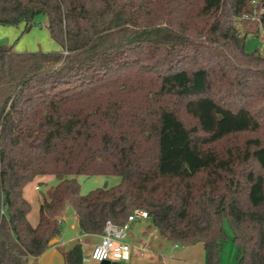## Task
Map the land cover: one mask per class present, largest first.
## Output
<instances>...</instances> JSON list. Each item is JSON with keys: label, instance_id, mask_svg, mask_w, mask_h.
Listing matches in <instances>:
<instances>
[{"label": "trees", "instance_id": "1", "mask_svg": "<svg viewBox=\"0 0 264 264\" xmlns=\"http://www.w3.org/2000/svg\"><path fill=\"white\" fill-rule=\"evenodd\" d=\"M254 10L264 0H0V25L27 32L45 17L59 47L0 46V264L58 242L67 207L86 235L143 210L164 240L201 245L205 264H220L227 222L237 264H264V57L245 50ZM49 175L33 226L24 189ZM76 176L120 182L82 195ZM62 257L83 264L81 245Z\"/></svg>", "mask_w": 264, "mask_h": 264}, {"label": "crops", "instance_id": "2", "mask_svg": "<svg viewBox=\"0 0 264 264\" xmlns=\"http://www.w3.org/2000/svg\"><path fill=\"white\" fill-rule=\"evenodd\" d=\"M19 27L23 28L24 25L21 24ZM10 31H12L13 33L12 29ZM1 33L3 34V37H9L8 34H10L9 29H7V32L2 31ZM9 40L11 42V39ZM2 42H6L5 44H7V46L9 44L8 40ZM0 46L5 45L4 43H0ZM25 50V52L37 51V49H35L33 45H29V47H27ZM56 50L58 51L59 49ZM37 184L40 183L37 182ZM26 187L24 189V197L26 196ZM50 196L51 195H49V197ZM44 197L47 199L49 198L47 197V195H44ZM40 200L41 197H39L38 199L39 203ZM31 212L32 207L28 215V220L31 225L35 226L38 222V217L34 218V220L31 221ZM73 219L75 221V224L71 225V229H73L74 231L77 230L80 233L77 225V217L75 214L73 216ZM65 220L66 217L64 213V224ZM63 226L61 236L58 239L57 244L48 248L43 254L38 257H30L28 259V264H64L62 253L70 250L76 244L81 245L83 258H87L88 253L91 252L93 247L100 241V235H86L81 233L75 238L69 239L66 237V229ZM125 243L129 245L130 250L128 256L121 262V264H205V253L201 245L181 247L164 240L163 238H161L158 231L154 228L150 219L133 223L127 232ZM221 263L222 260L220 259V264ZM83 264H91V262Z\"/></svg>", "mask_w": 264, "mask_h": 264}, {"label": "rangeland", "instance_id": "3", "mask_svg": "<svg viewBox=\"0 0 264 264\" xmlns=\"http://www.w3.org/2000/svg\"><path fill=\"white\" fill-rule=\"evenodd\" d=\"M37 25H34L29 31L23 32V28L17 27H7L0 25V43L2 41H9L7 47H12V50L16 53H23L25 52L26 48L29 45H33L37 51H45V52H56V49H59L58 45L53 42L47 33L46 25V18L40 16L37 20ZM9 29L8 36L3 37L2 31H6ZM13 30L12 31L10 30ZM19 29V30H18ZM11 37V38H10ZM11 39V42L10 40ZM24 49V50H21ZM21 50V51H20ZM245 50L248 53H258L260 56L264 57V39L261 36H255L254 34H247L245 38ZM18 51V52H17ZM241 141V137L237 139V141ZM231 144L234 143V140L230 142ZM75 179L80 185V192L82 195H86L89 192L103 188L104 184L107 183V187H113L120 182V179L116 176H109V177H101V176H76ZM39 182L40 184H37ZM57 182L55 178L51 175L49 176H42L41 178L35 179L32 183L28 184L26 187V199L30 203L32 207V212L30 214L31 221L34 218L38 217V199L39 197L46 196L49 197L51 195L54 187L56 186ZM74 211L71 207L66 208L65 212V224L62 226L66 229V237L69 239H73L78 236L80 233L77 230L71 229V225L75 224L73 219ZM224 230L229 237V239L223 244L221 249V264H237L236 262V254L237 249L233 244L231 230L227 224L224 222ZM200 246V245H199ZM91 255V252L88 253L87 257ZM91 264H102V263H95L91 261ZM139 264V263H138Z\"/></svg>", "mask_w": 264, "mask_h": 264}, {"label": "built area", "instance_id": "4", "mask_svg": "<svg viewBox=\"0 0 264 264\" xmlns=\"http://www.w3.org/2000/svg\"><path fill=\"white\" fill-rule=\"evenodd\" d=\"M257 5L258 2H253L254 8H256ZM263 11L264 10L257 12V10H254L252 14L246 15L244 18L258 23L259 30L257 34L264 39V25L261 24L259 17ZM64 54L66 53L64 52ZM147 219H149L147 212L136 209L131 213L124 225L118 226L107 221L100 235L99 243L93 247L89 257L82 259L83 263H90L91 261L95 263L107 261L121 263L126 259L130 250L129 245L125 243V238L130 226L133 223L145 221Z\"/></svg>", "mask_w": 264, "mask_h": 264}, {"label": "water", "instance_id": "5", "mask_svg": "<svg viewBox=\"0 0 264 264\" xmlns=\"http://www.w3.org/2000/svg\"><path fill=\"white\" fill-rule=\"evenodd\" d=\"M255 36H258V34H256ZM106 187H107V183L104 184L103 188H106ZM56 243H57V240H52V241L49 243V245L52 247V246L56 245ZM102 264H121V263H119V262H109V261H107V262H103Z\"/></svg>", "mask_w": 264, "mask_h": 264}]
</instances>
